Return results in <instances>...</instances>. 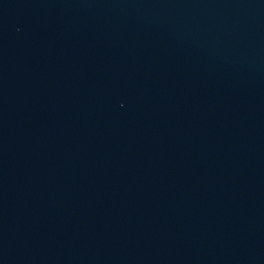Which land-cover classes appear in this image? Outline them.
<instances>
[{"label":"water","instance_id":"95a60500","mask_svg":"<svg viewBox=\"0 0 264 264\" xmlns=\"http://www.w3.org/2000/svg\"><path fill=\"white\" fill-rule=\"evenodd\" d=\"M0 264H264V0H0Z\"/></svg>","mask_w":264,"mask_h":264}]
</instances>
